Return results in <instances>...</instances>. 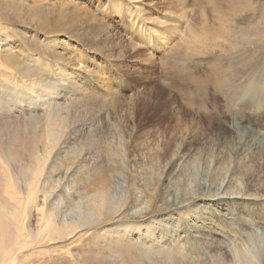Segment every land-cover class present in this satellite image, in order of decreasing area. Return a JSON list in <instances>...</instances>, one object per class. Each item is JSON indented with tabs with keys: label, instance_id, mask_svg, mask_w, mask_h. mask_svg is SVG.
<instances>
[{
	"label": "rangeland",
	"instance_id": "rangeland-1",
	"mask_svg": "<svg viewBox=\"0 0 264 264\" xmlns=\"http://www.w3.org/2000/svg\"><path fill=\"white\" fill-rule=\"evenodd\" d=\"M0 21V187L44 231L5 264L204 262V218L264 264V0H0Z\"/></svg>",
	"mask_w": 264,
	"mask_h": 264
},
{
	"label": "bare ground",
	"instance_id": "bare-ground-1",
	"mask_svg": "<svg viewBox=\"0 0 264 264\" xmlns=\"http://www.w3.org/2000/svg\"><path fill=\"white\" fill-rule=\"evenodd\" d=\"M1 22V21H0ZM0 25H1V23H0ZM6 34V33H5ZM8 39V36H7V34H6V40ZM3 44L2 43H0V71L1 70H3V69H6V70H8V66H7V62H9V63H11V61L12 60H15V58H14V54L13 53H11V52H9V51H7V50H5V51H7V53L8 54H3V52H4V50L1 48V46H2ZM25 70V69H24ZM0 76H1V74H0ZM57 80L58 81H60V84H61V86H64L63 88L66 90V91H68V92H70V91H72V93L74 94V95H80L81 94V92L80 91H76V89H75V87H74V85H73V80H72V78L71 77H68V76H65L62 72L60 73H58L57 74ZM25 83L29 86V88H31L32 90H36V89H33L32 87H34L35 85H33L32 86V83H28V82H26L25 81ZM34 83H36V82H34ZM22 85V84H21ZM1 86V85H0ZM37 86H40L39 84H37ZM38 89H39V92L42 94V92L44 93V83L42 84V86H40V87H38ZM37 91V90H36ZM22 92V94H25V92L22 90L21 91ZM39 92H38V94H39ZM16 95L17 96H20V93L16 90ZM55 116V113H47V117L49 118V119H51V118H53ZM241 140H242V138H241ZM248 145V144H247ZM256 146V145H255ZM253 147H254V145H253ZM5 157V156H4ZM4 157H0V163H2V165L6 168V165L4 164V162H6L5 161V158ZM17 158V157H16ZM40 158V157H39ZM26 162V161H25ZM36 164V163H35ZM223 164V163H222ZM37 165V164H36ZM38 166H40V165H38ZM223 166V165H222ZM10 167V166H9ZM3 169V168H2ZM29 169V168H28ZM27 169V170H28ZM39 169V168H38ZM8 170H9V168H8ZM37 170V169H36ZM2 171V170H1ZM0 171V172H1ZM3 171H5L4 169H3ZM2 171V172H3ZM35 171V170H34ZM6 172V171H5ZM37 172V171H36ZM36 172H34V174L36 173ZM5 174V173H4ZM2 175V176H5V175ZM13 174V173H12ZM16 174V173H15ZM38 174V173H37ZM17 175V174H16ZM20 175V174H19ZM29 175V174H28ZM36 175V174H35ZM0 176H1V173H0ZM13 176V175H12ZM175 176V175H174ZM9 177V176H8ZM21 177V176H20ZM1 178H3L4 179V177H1ZM1 178H0V180H1ZM33 178V177H32ZM2 179V180H3ZM7 179V178H6ZM11 179V178H10ZM13 179V178H12ZM5 180V179H4ZM3 180V181H4ZM15 181H18V180H15ZM8 182V181H7ZM14 182V181H13ZM261 182V181H260ZM15 183V182H14ZM18 183V186L20 185V183H19V181L17 182ZM264 184V183H263ZM0 185H2V184H0ZM8 186H9V184H7ZM13 185V184H12ZM27 185V184H26ZM3 186V185H2ZM21 186V185H20ZM19 186V187H20ZM264 186V185H263ZM6 187V186H5ZM4 187V188H5ZM27 188H29L28 187V185L26 186ZM0 188H2L1 190H0V264H5L8 260H9V258H10V256H12L13 255V253L15 252V251H17V249L19 250V249H21V250H26V252H28V247H30V246H32L33 245V243L34 242H32L33 241V239L34 240H36V242H38V241H41L42 240V238H43V236H42V232H44V231H42V228L41 227H39V226H37V228H36V231L35 232H33L32 230H30V229H28V231H30V235H33L32 237L33 238H29V239H25V237L23 236H21L22 235V233H21V235H20V231L18 230V229H15L17 226H18V223L16 222V219L15 218H17L22 212H24L23 211V209H25V208H23V207H26V206H23V205H19L18 203H16V202H14V201H12V194L9 192V190L8 189H4L3 187H0ZM11 188V187H10ZM34 188V187H33ZM36 188V187H35ZM21 189V188H20ZM30 189H32V187L30 188ZM32 191H33V189H32ZM32 193L33 192H29V194H25V196L26 195H28V196H32ZM34 194V193H33ZM168 194V193H167ZM199 194V193H198ZM14 195H16V194H14ZM17 195H20L19 193L17 194ZM22 195V194H21ZM44 196V195H43ZM193 196V195H192ZM195 196H197L196 194H195ZM212 196H214V195H212ZM263 196V195H262ZM17 197V196H16ZM191 197V196H190ZM18 198V197H17ZM20 198V197H19ZM24 198V197H23ZM214 198V197H213ZM213 198H212V200H213ZM236 198V197H235ZM5 199V200H4ZM16 199V198H15ZM14 199V200H15ZM29 199H31V198H29ZM43 199V198H42ZM166 199V198H165ZM195 199V198H194ZM215 199H218V197L216 196V198ZM214 199V201H216ZM17 200V199H16ZM15 200V201H16ZM24 200H26V197H25V199ZM185 200V199H184ZM191 200H193L192 199V197H191ZM190 200V201H191ZM18 201H20V199L18 200ZM45 201V200H44ZM202 201V200H201ZM30 202H31V200H30ZM29 202V203H30ZM195 202V201H194ZM193 202V203H194ZM26 203H27V205H28V202L26 201ZM25 203V204H26ZM173 203H175V202H173ZM190 203V202H189ZM31 205H34L33 204V202H32V204ZM172 205V204H171ZM184 205V204H183ZM193 205V204H192ZM191 205V206H192ZM195 205V204H194ZM198 205H199V203H198ZM23 206V207H22ZM43 206V205H42ZM174 206V205H173ZM181 206V205H180ZM22 207V208H21ZM34 207V206H33ZM32 207V208H33ZM43 207H45V206H43ZM176 207V206H175ZM179 207V206H178ZM187 207V206H186ZM188 207H189V205H188ZM37 208V206H35V209ZM169 208V207H168ZM191 208V207H190ZM28 209H30V208H28ZM35 209H33V210H35ZM38 209H40V212H41V207L39 208V206H38ZM37 209V210H38ZM45 209V208H44ZM187 209V208H186ZM192 209V208H191ZM26 210V209H25ZM36 210V211H37ZM53 210V209H52ZM182 210V209H181ZM188 210H190V209H188ZM194 211V210H193ZM26 212H27V210H26ZM29 212H33V211H29ZM39 212V211H38ZM44 212V211H43ZM186 212V211H185ZM189 212V211H188ZM195 212V211H194ZM194 212H193V214H194ZM218 213H219V211H217ZM48 213H50V212H48ZM51 213H52V211H51ZM183 213H184V211H182V214L181 215H183ZM187 213V212H186ZM192 213V212H191ZM36 214H38L39 215V213H36ZM198 214V213H197ZM224 214V213H223ZM41 215V214H40ZM48 215V214H47ZM56 215V214H55ZM199 215V214H198ZM202 215V214H201ZM222 215V213L221 214H219V217H220V219H219V222H221L222 224H224V223H226L227 225H229V222H228V219L226 218V216L225 217H222L221 216ZM22 216V215H21ZM204 216V215H203ZM20 217V216H19ZM28 217V216H27ZM184 217V216H183ZM195 217V216H194ZM198 217V216H197ZM218 216H217V218H219ZM22 218H23V216H22ZM32 218V217H31ZM55 218V217H54ZM25 219V218H24ZM51 219H53V218H51ZM50 219V220H51ZM200 219V218H199ZM205 219V218H204ZM202 220L201 221V224L199 225V224H196L195 226H197L196 227V232H193V233H196L195 235H191L192 237L190 238V240H189V243L190 244H195V240L196 241H198L199 242V244L198 245H200L201 247H202V249H203V247H205V250H206V247H211L213 250H215V252H214V256H212V257H210V255H207L206 253H204L205 251H202L204 254H206V256L205 257H207V256H209V259H207V258H205L206 260H204V262H197V261H191L190 259H188V258H186V256L185 255H183V256H180L178 259H180L181 261H184V264H225V256H227L228 257V260H229V264H259L258 263V255H259V249H258V246H257V249H255L256 247V245H257V243H256V245H255V243H253L254 244V247H252V248H254L255 250L254 251H252V252H250L249 254H245V253H242V251L240 252L239 251V249L240 248H236V249H234L233 247V250L232 249H230V247H229V244L224 240V239H222L221 237H220V235L222 236V237H224L225 238V236H227V234H229L230 232L228 231L229 229H224V231L223 232H225L224 233V235H222L223 234V232H221L220 230H217L216 228H218V227H216L214 224H213V222H211L212 221V218H211V221H208V220ZM26 220V219H25ZM43 219H42V217L39 219V224H40V222L42 221ZM56 220V219H55ZM64 220V219H63ZM79 220H81V219H78V221ZM36 221V220H35ZM44 221V220H43ZM42 221V222H43ZM25 222V221H24ZM28 222H29V220H28ZM34 222V221H33ZM32 222V223H33ZM86 222V221H85ZM84 222V223H85ZM174 222V221H173ZM198 222H200V221H198ZM35 223V222H34ZM34 223H33V225H34ZM43 223H45V227H43V228H48V227H50V222H48L47 220H45ZM57 223V222H56ZM55 223V224H56ZM186 223V222H185ZM28 224V223H27ZM27 224H26V226H27ZM53 224V223H52ZM176 224V223H175ZM22 225V224H21ZM24 225V224H23ZM66 225H68V223H65L64 224V226H66ZM71 225H74V224H72L71 223ZM84 225V224H83ZM56 226V225H55ZM58 226V225H57ZM171 225L169 224V227H170ZM174 226V225H173ZM29 227V226H28ZM34 227V226H33ZM192 227V225H190V227H189V229ZM194 227V226H193ZM55 227H53V228H51V229H54ZM75 228V227H74ZM166 228V227H165ZM168 228V227H167ZM176 228V227H175ZM175 228H174V230H175ZM226 228V227H225ZM56 229V228H55ZM59 229V228H58ZM66 229H69V228H66ZM81 229V228H80ZM88 229V228H87ZM173 229V228H172ZM192 229V228H191ZM190 229V230H191ZM21 230V229H20ZM57 230V229H56ZM73 230H75V229H73ZM24 231V230H23ZM22 231V232H23ZM42 231V232H41ZM53 231H55V230H53ZM66 231H68V230H66ZM169 231H170V229H169ZM50 232V231H49ZM48 232V233H49ZM58 232H59V230H58ZM69 232H70V229H69ZM74 232V231H73ZM72 232V233H73ZM174 233V231H171V233ZM24 233V232H23ZM33 233H35V234H33ZM53 233V232H52ZM63 233V232H62ZM71 233V234H72ZM188 233H190L189 231H188ZM192 233V232H191ZM190 233V234H191ZM221 233V234H220ZM50 234V233H49ZM66 234H68V235H70V233H66ZM252 234V233H251ZM262 234H264V233H262ZM46 235V234H45ZM57 235V234H56ZM254 235V234H253ZM25 236H27V234L25 235ZM52 236V235H51ZM61 236V235H60ZM64 236V235H63ZM66 236V235H65ZM217 236H219V240L217 239V238H215V237H217ZM246 236V235H245ZM257 236V235H256ZM29 237V236H28ZM53 237V236H52ZM62 237V236H61ZM67 237V236H66ZM70 237V236H69ZM55 238V237H54ZM235 238V237H234ZM252 238V237H251ZM255 238V237H254ZM49 239L50 238H48V241H49ZM67 239V238H66ZM52 240V239H51ZM50 240V241H51ZM54 240V239H53ZM61 240V239H60ZM49 241V242H50ZM56 241V240H55ZM233 241V240H232ZM239 241V240H238ZM255 241V240H254ZM73 242H75V238H74V241ZM235 242V241H234ZM245 242V241H244ZM39 243V242H38ZM188 243V244H189ZM214 243H217L216 245H214ZM243 243V242H242ZM249 243H250V241H249ZM52 244V243H51ZM189 244V245H190ZM237 244V243H236ZM43 245V244H42ZM196 245L197 244H195V248H196ZM239 245V244H238ZM35 245H33V247H34ZM41 246V245H40ZM51 246V245H50ZM49 246V247H50ZM54 246V245H53ZM235 246V245H234ZM37 247V246H36ZM43 248H44V246H42ZM191 247V246H190ZM190 247H188V248H190ZM242 247V246H241ZM35 248V247H34ZM39 249H40V247H38ZM62 248V247H61ZM60 248V249H61ZM210 248V249H211ZM260 248V247H259ZM42 249V248H41ZM208 249V248H207ZM245 249V248H244ZM52 250H53V248H52ZM169 249H167L166 251H168ZM190 250V249H189ZM193 250H194V248H193ZM192 249H191V251H193ZM198 250V249H197ZM241 250V249H240ZM37 251H39V250H37ZM46 251V250H45ZM56 251V250H55ZM201 251V250H200ZM245 252H247L246 250H244ZM243 251V252H244ZM18 252V251H17ZM16 252V253H17ZM21 252V251H20ZM41 252V251H40ZM70 252H71V250H70ZM201 252V254L203 255V253ZM208 252H209V250H208ZM37 253V252H36ZM47 253L49 254V252L47 251ZM50 253H51V251H50ZM153 253V252H152ZM151 253V254H152ZM155 253H157L156 251H155ZM167 253V252H166ZM189 253V252H188ZM196 253H198V252H196ZM200 253V252H199ZM198 253V254H199ZM248 253V252H247ZM42 254H44V252H42ZM65 254V253H64ZM191 254V253H190ZM189 254V255H190ZM23 255V254H22ZM160 255V254H159ZM166 255H169V254H166ZM165 255V256H166ZM49 256V255H48ZM170 256V255H169ZM167 257V256H166ZM25 258V257H24ZM159 258V257H158ZM161 259V258H160ZM259 259H260V256H259ZM162 260H163V258H162ZM180 260H179V262H180ZM200 260V259H199ZM17 261V260H16ZM200 261H203V259H201ZM183 263V262H182Z\"/></svg>",
	"mask_w": 264,
	"mask_h": 264
},
{
	"label": "clouds",
	"instance_id": "clouds-1",
	"mask_svg": "<svg viewBox=\"0 0 264 264\" xmlns=\"http://www.w3.org/2000/svg\"><path fill=\"white\" fill-rule=\"evenodd\" d=\"M225 264H229V260L227 256H225Z\"/></svg>",
	"mask_w": 264,
	"mask_h": 264
}]
</instances>
